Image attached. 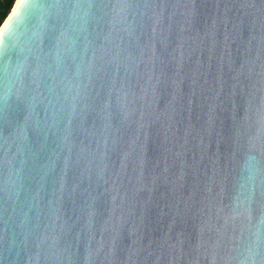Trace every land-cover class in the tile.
I'll return each mask as SVG.
<instances>
[{
    "label": "water",
    "instance_id": "obj_1",
    "mask_svg": "<svg viewBox=\"0 0 264 264\" xmlns=\"http://www.w3.org/2000/svg\"><path fill=\"white\" fill-rule=\"evenodd\" d=\"M14 18L0 264H264V0H24Z\"/></svg>",
    "mask_w": 264,
    "mask_h": 264
},
{
    "label": "trees",
    "instance_id": "obj_2",
    "mask_svg": "<svg viewBox=\"0 0 264 264\" xmlns=\"http://www.w3.org/2000/svg\"><path fill=\"white\" fill-rule=\"evenodd\" d=\"M16 0H0V27L10 14Z\"/></svg>",
    "mask_w": 264,
    "mask_h": 264
},
{
    "label": "bare ground",
    "instance_id": "obj_3",
    "mask_svg": "<svg viewBox=\"0 0 264 264\" xmlns=\"http://www.w3.org/2000/svg\"><path fill=\"white\" fill-rule=\"evenodd\" d=\"M16 5L14 6V8L11 10L10 15L8 16V18L6 19L4 25L1 27L0 29V34H3L4 31L6 30V28L9 26V24L11 23V21L13 20L15 14L17 13L18 9L21 6V2L20 0H17V2L15 3Z\"/></svg>",
    "mask_w": 264,
    "mask_h": 264
},
{
    "label": "snow or ice",
    "instance_id": "obj_4",
    "mask_svg": "<svg viewBox=\"0 0 264 264\" xmlns=\"http://www.w3.org/2000/svg\"><path fill=\"white\" fill-rule=\"evenodd\" d=\"M20 2H21V5H23L24 0H20ZM14 19L15 18H13V22H14ZM5 37H6V35L0 34V49L3 48V43H4Z\"/></svg>",
    "mask_w": 264,
    "mask_h": 264
}]
</instances>
